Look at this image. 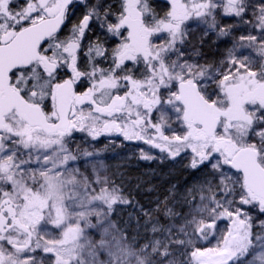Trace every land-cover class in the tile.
<instances>
[{"label":"snow or ice","instance_id":"1","mask_svg":"<svg viewBox=\"0 0 264 264\" xmlns=\"http://www.w3.org/2000/svg\"><path fill=\"white\" fill-rule=\"evenodd\" d=\"M117 4L0 0V264H264V2ZM101 137L183 163L186 192L145 209Z\"/></svg>","mask_w":264,"mask_h":264},{"label":"trees","instance_id":"2","mask_svg":"<svg viewBox=\"0 0 264 264\" xmlns=\"http://www.w3.org/2000/svg\"><path fill=\"white\" fill-rule=\"evenodd\" d=\"M96 147L104 153L103 160L107 173L114 175L117 182L123 183L126 191L145 209H155L165 197L171 199L175 195L179 199L189 186L186 179L190 170L186 169L183 163L141 160L134 151L114 150L109 143L97 144ZM160 206L163 207V204ZM119 208L121 210L114 213L115 223L128 232H134L135 229L128 227L127 224L132 209H124V206Z\"/></svg>","mask_w":264,"mask_h":264},{"label":"flooded vegetation","instance_id":"3","mask_svg":"<svg viewBox=\"0 0 264 264\" xmlns=\"http://www.w3.org/2000/svg\"><path fill=\"white\" fill-rule=\"evenodd\" d=\"M107 3L116 5L117 0H106ZM254 4H260L261 2H264V0H252ZM150 3L155 7L157 12H161L162 10L166 11L167 7H170L168 5V0H150ZM75 15L73 16V20H76L80 17L81 11L79 8L74 9ZM229 18L224 17L222 18V22L227 21ZM191 23V22H190ZM67 31V29H65ZM98 31V30H97ZM201 29L197 28L195 32L192 35V38L195 40L199 37ZM89 35H92V33H89ZM239 35V32H237V36ZM232 40L231 38H227L226 40H216L214 35H210V38H207V43L203 45V53L207 56L209 60H215L219 62V60L225 55L226 48L231 47ZM187 51L189 54L191 53V45H189ZM77 136L80 134L77 133ZM112 140L115 141V143L121 142L120 137H112ZM109 138L108 137H101L99 142H96L97 144H108Z\"/></svg>","mask_w":264,"mask_h":264},{"label":"rangeland","instance_id":"4","mask_svg":"<svg viewBox=\"0 0 264 264\" xmlns=\"http://www.w3.org/2000/svg\"><path fill=\"white\" fill-rule=\"evenodd\" d=\"M121 138V140L120 141H123V138L122 137H120ZM77 143H79V141H77ZM110 145H111V147L112 148H114V150H117V149H124V150H132V151H134V153L136 154V155H138L139 156V148H146L147 146L146 145H143V144H137V143H132V142H128V141H123L122 143L121 142H117V143H109ZM95 147H96V145H95ZM96 149H97V147H96ZM100 151V150H99ZM154 153H155V155H157V156H159L160 155V153L157 151V150H152ZM103 157H104V153H102V151H100V156L98 157V159L99 160H101L102 162H103V164H104V166H105V163H104V160H103ZM154 161H157V162H162L161 160H159V159H154ZM166 161V160H165ZM169 161H171L172 163H176V162H174V161H172V160H169ZM88 168H89V171H90V169H91V166L90 165H88ZM106 170V169H105ZM118 207H122V206H118ZM112 219H113V221H114V214H113V217H112ZM114 223H115V221H114ZM50 227V226H49ZM221 227H223V225H221ZM51 231L54 233V234H57L58 235V231L56 230V229H51ZM89 233L92 235V237L94 238V239H96V238H98V234H96L95 232H94V230H89ZM215 242H213V244H214ZM102 259H105L106 257H101Z\"/></svg>","mask_w":264,"mask_h":264}]
</instances>
